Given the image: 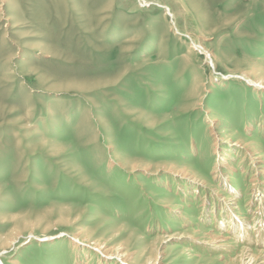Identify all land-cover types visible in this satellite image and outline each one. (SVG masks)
Here are the masks:
<instances>
[{"label":"rangeland","instance_id":"obj_1","mask_svg":"<svg viewBox=\"0 0 264 264\" xmlns=\"http://www.w3.org/2000/svg\"><path fill=\"white\" fill-rule=\"evenodd\" d=\"M253 69L264 0H0V263L264 251V158L235 144L264 154V89L239 77ZM211 232L223 247L200 244Z\"/></svg>","mask_w":264,"mask_h":264},{"label":"bare ground","instance_id":"obj_2","mask_svg":"<svg viewBox=\"0 0 264 264\" xmlns=\"http://www.w3.org/2000/svg\"><path fill=\"white\" fill-rule=\"evenodd\" d=\"M198 47H199V49L203 50L201 48L202 46H198ZM261 71H262V73L260 74L257 69H253L250 73L241 74L239 77H241L242 78L241 80H244L248 85H250V86H252L254 88L259 87L258 89L261 90V89H264V71L263 70H261ZM235 144H236V147H238V148H240V149H242L244 151V154H243L244 158L249 159V157H253L252 158V162H255V161H258V160H261V159L264 158V154H262V152L258 151L254 147L253 144L252 145L251 144H247V142L245 140L239 139L237 141V143H235ZM107 148L111 149L112 147L108 146ZM251 152H253L254 154L252 155ZM140 169L141 168H139L136 164H134L133 167L131 168V170L134 173L137 172ZM216 169H217V167L215 168V170ZM256 169H264V166L260 165ZM260 171H262V170H260ZM168 172H170L174 176H177L178 178H181L187 184L193 186L192 189H194V190L196 189V187L198 185L201 186V184L206 183V182H202L200 180L201 177L200 176L198 177V175H196L194 172L190 171L188 168L172 167L170 170H168ZM217 173H219L217 170L211 172V174H213V175H215ZM219 180H217L218 183H219ZM263 194H261L260 196H263ZM262 198L263 197H261V199ZM229 199H230L229 201H232V202L235 201L233 197H231ZM229 215L233 216L234 213L230 212ZM218 229L220 230V228H218ZM234 229H236V228L234 227ZM219 230H218V232H219ZM243 230H244V227H243V222H242L241 226H240V231L242 232V234L245 233ZM260 232L261 231L256 232L257 235H259ZM81 240L83 242V239H81ZM227 240H228L227 236H223L221 233L215 234V233L211 232V233L207 234V236L203 240L204 242H201L200 244H214V243H218V244H215L214 246L221 248V247L224 246V243L227 242ZM262 240H263V243H264V237H263ZM75 241H77V240L75 239ZM85 241L88 242V244L86 243L87 244L86 247L89 246V245H92V246H95V247H98V248L100 247L99 246V242H93V241H88V240H85ZM76 243L77 244H82V243H78V242H76ZM11 244L12 243L8 244L7 247L11 248L12 247ZM100 248H102V247H100ZM100 250H102V249H100ZM188 251H189V249H188ZM101 252L102 253H104V252L106 253V255H104L105 258H112V259L118 261L120 264H133L132 258H133L134 254H129V252L127 250L123 249V248H119V247L118 248H110V249H106V251L104 249ZM262 252H264V251H260L259 253H253L250 250L241 249V253L239 255V262H240L239 264H264V262H260V260L262 259L261 258L262 254H260V253H262ZM108 254L109 255L112 254V255L109 256ZM152 257H153V259L150 256L147 259V262H145L144 264H163V262L161 261V256L158 253H156L154 256L152 255Z\"/></svg>","mask_w":264,"mask_h":264}]
</instances>
